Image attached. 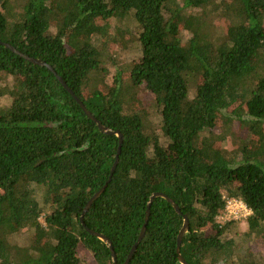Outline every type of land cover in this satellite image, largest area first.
I'll use <instances>...</instances> for the list:
<instances>
[{
  "label": "trees",
  "instance_id": "1",
  "mask_svg": "<svg viewBox=\"0 0 264 264\" xmlns=\"http://www.w3.org/2000/svg\"><path fill=\"white\" fill-rule=\"evenodd\" d=\"M127 20L141 55L123 68ZM0 41L53 66L123 134L119 153L54 72L0 44V264H84L81 247L113 264L90 230L125 264L156 192L181 212L156 197L129 264H182L185 215L189 264H259L236 235L244 223L264 242V0H0ZM227 197L253 213L222 220Z\"/></svg>",
  "mask_w": 264,
  "mask_h": 264
},
{
  "label": "water",
  "instance_id": "2",
  "mask_svg": "<svg viewBox=\"0 0 264 264\" xmlns=\"http://www.w3.org/2000/svg\"><path fill=\"white\" fill-rule=\"evenodd\" d=\"M0 44H4L5 46L9 47L10 49H12L14 52L24 56L26 59L30 60L31 62L35 63V64H40V65H43V66H47L52 72H54L57 76V78L61 81V83L63 84V86L71 93L73 94V96L76 98V100L79 102V104L81 105V107L83 108V110L85 111V113L95 121V123L101 128V130L105 133H109V134H117L119 139H120V148H119V153H120V149H121V145L123 143V134L120 130H112L111 128H109L108 126H105L88 108L87 106L84 104V102L75 94V92L73 91V89L68 85V83L66 82V80L60 76L56 71L55 69L53 68V66H51L49 63H47L46 61L42 60V59H39V58H34V57H31L27 54H24L23 52L17 50L14 46H12L10 43H7V42H1L0 41ZM119 153L117 155V160L115 162V164L113 165V168L111 170V175L108 179V181L106 182V184L98 191L96 192L91 198L90 200L88 201V203L86 204L85 208H84V211L81 215V220L84 224V216L86 214V212L90 209L91 205L94 203L95 200H97L101 194L103 192H105L106 188L108 187V184L109 182L111 181L112 179V176L114 174V172L116 171V168H117V164H118V161H119ZM156 197H164L166 199H168L173 205L174 207L176 208V210L178 212H181V209L179 207V205L172 199L170 198L169 196H167L166 194L164 193H154L151 198H150V202H149V206H148V211H147V217H146V223L143 227V230L137 240V242L135 243V245L133 246L132 250H131V253L126 261L125 264H129L130 260L132 259L133 257V254L135 253L138 245L140 244L141 240L143 239L144 235H145V232H146V228H147V224H148V221H149V218H150V209H151V206H152V203L154 201V199ZM189 226H190V222H189V218L188 216L185 215V221H184V225H183V228L181 229V232L179 234V237H178V246H177V251L179 253V260L182 264H189L186 259L184 258V256L181 254V243H182V240H183V237L184 235L188 232L189 230ZM90 232L96 236H98L99 238H101L102 240H104L108 246L110 247L111 249V252H112V256H113V260H114V263L113 264H116L117 263V255H116V252H115V249H114V246L111 242V240L105 236L104 234H101L99 232H96V231H93V230H90Z\"/></svg>",
  "mask_w": 264,
  "mask_h": 264
},
{
  "label": "rangeland",
  "instance_id": "3",
  "mask_svg": "<svg viewBox=\"0 0 264 264\" xmlns=\"http://www.w3.org/2000/svg\"><path fill=\"white\" fill-rule=\"evenodd\" d=\"M129 21L128 23H125L126 25H132L131 29L133 31L132 35L133 38L128 41V48L127 49H121L120 51V59L118 60L119 62V66H122L123 63L124 64L122 67L124 68V66L128 65L129 63H132L134 59L138 58L141 55V49H140V44L136 38V31L137 28L134 25V20H127ZM131 37H129L130 39ZM121 63V64H120ZM111 66V70L112 72H115V70L117 69L116 66L114 65H110ZM144 97V102L145 105L147 106L148 109H150L151 115L150 118L154 124V127L157 129V132L159 133V135L162 138V141L164 143H166V138L164 136H162L161 131L158 129L160 127V115L158 114V109L154 106H152V98L149 94H143ZM234 130L240 131L238 125H234L233 127ZM219 131V130H218ZM225 148L228 150V152L232 151V149H234L236 147V140L231 138L229 141H227L225 143ZM42 222H44V219H42ZM246 230V225L243 223L240 227H239V235H236L238 242L241 244L242 246V252L244 253L245 256H247V258L250 257H255L256 261L259 264H264V242L262 240H260L259 238H249L244 236L242 233ZM26 233L23 232L21 234V236H19L18 238L23 239L22 241H27L28 239L26 238ZM80 255L83 258V262L84 264H95L93 261V254L90 250L81 247L80 250Z\"/></svg>",
  "mask_w": 264,
  "mask_h": 264
},
{
  "label": "built area",
  "instance_id": "4",
  "mask_svg": "<svg viewBox=\"0 0 264 264\" xmlns=\"http://www.w3.org/2000/svg\"><path fill=\"white\" fill-rule=\"evenodd\" d=\"M243 205V206H241ZM253 213L251 207H249L243 200L235 197L226 198L225 213L221 217L222 220H241L249 217Z\"/></svg>",
  "mask_w": 264,
  "mask_h": 264
},
{
  "label": "clouds",
  "instance_id": "5",
  "mask_svg": "<svg viewBox=\"0 0 264 264\" xmlns=\"http://www.w3.org/2000/svg\"><path fill=\"white\" fill-rule=\"evenodd\" d=\"M241 206H243V205H241Z\"/></svg>",
  "mask_w": 264,
  "mask_h": 264
}]
</instances>
